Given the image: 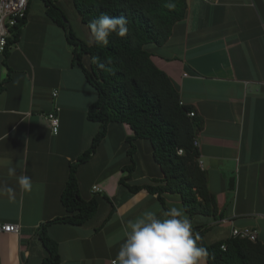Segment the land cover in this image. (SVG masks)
I'll list each match as a JSON object with an SVG mask.
<instances>
[{"label": "crops", "instance_id": "0c3cea01", "mask_svg": "<svg viewBox=\"0 0 264 264\" xmlns=\"http://www.w3.org/2000/svg\"><path fill=\"white\" fill-rule=\"evenodd\" d=\"M63 1L57 0L66 11ZM85 35L79 37L92 43L91 32ZM145 48L182 101L204 118L200 159L223 218L195 214L192 224L211 226L204 235L208 244L245 227L256 229L264 242V0H188L187 15L175 24L167 43ZM83 62L90 64L88 55ZM2 83L0 221L19 223L21 230L1 236L0 262L41 264L48 252L37 228L66 215L61 195L70 163L91 146L100 128L87 116L97 92L73 63V45L42 0H31L20 39L7 55L0 54ZM51 112L59 118L57 133L48 118ZM134 133L127 123H111L97 152L79 166L82 196L99 195L100 206L82 225H49L48 235L59 243L64 264H112L128 221L146 211L163 215L177 207L190 218L179 194H165L166 209L146 188L131 192L120 184L132 161L127 137ZM134 144L136 168L126 182L163 178L149 140ZM10 168L32 178L31 192L21 190Z\"/></svg>", "mask_w": 264, "mask_h": 264}, {"label": "trees", "instance_id": "16d2710c", "mask_svg": "<svg viewBox=\"0 0 264 264\" xmlns=\"http://www.w3.org/2000/svg\"><path fill=\"white\" fill-rule=\"evenodd\" d=\"M42 1L47 15L64 29L73 45V63L82 69L97 92V99L90 105L87 116L100 123V128L91 146L70 163L69 177L61 195L66 215L48 220L37 228V235L48 252L41 264H64L59 243L48 235L49 225L57 222L82 225L99 209V195L90 199L82 196L77 171L97 152L111 123H127L135 132L127 137L128 155L132 161L124 167L128 174L120 179V184L131 192L146 188L157 194L164 207L165 194H179L191 221L195 214L222 219L216 196L209 189L208 174L199 164V147L194 146L195 138L204 127V118L197 113L190 115L195 111L194 106L182 101L170 76L153 62L151 53L145 48L148 43H167L175 24L187 15L188 0H72L87 26L92 18L104 13L127 19L128 34L125 37L113 34L107 45L98 44L94 39L92 43L81 39L57 0ZM27 16L12 29L6 55L20 39ZM86 55L90 58L88 66L83 62ZM94 57L104 64L103 69L92 62ZM136 139L149 140L163 178L149 184L126 182L136 168ZM179 149L184 152L180 154ZM210 228V225H193L194 233L200 237L198 244L207 251L208 264H264V242L230 237L208 244L204 235Z\"/></svg>", "mask_w": 264, "mask_h": 264}, {"label": "clouds", "instance_id": "9594fccd", "mask_svg": "<svg viewBox=\"0 0 264 264\" xmlns=\"http://www.w3.org/2000/svg\"><path fill=\"white\" fill-rule=\"evenodd\" d=\"M88 28L94 41L104 45L113 34L125 37L129 32L124 16L107 13L92 18ZM92 62L100 69L105 67L98 57H94ZM9 175L17 177L21 190L32 191L33 181L29 175L17 176L15 168L9 169ZM6 190L13 191L11 188ZM199 239V235L194 233L192 221L182 209L172 207L163 215L146 211L128 221L113 264H203L207 251L198 244Z\"/></svg>", "mask_w": 264, "mask_h": 264}, {"label": "built area", "instance_id": "2783aa9c", "mask_svg": "<svg viewBox=\"0 0 264 264\" xmlns=\"http://www.w3.org/2000/svg\"><path fill=\"white\" fill-rule=\"evenodd\" d=\"M28 9L29 0H0V54L5 52L8 45V38L12 35V29L21 19L26 18ZM195 114V111L190 112L191 116H194ZM48 118L53 132L57 133L59 129V118L54 112L49 113ZM194 146L199 147L198 137L194 140ZM183 152V149H179L180 154ZM199 164L203 168V162L200 158ZM94 189L98 190L97 187H94ZM20 230L21 226L19 223L0 221V240L1 236L5 233H19ZM232 237H240L251 241H257L258 231L249 227L234 228L232 231ZM223 248H225L224 245Z\"/></svg>", "mask_w": 264, "mask_h": 264}, {"label": "rangeland", "instance_id": "374dc122", "mask_svg": "<svg viewBox=\"0 0 264 264\" xmlns=\"http://www.w3.org/2000/svg\"><path fill=\"white\" fill-rule=\"evenodd\" d=\"M69 1V2H67ZM67 1H63V5H64V8H65V12H66V15L69 19V22L70 24L72 25L73 24V29H75L74 31L77 32V35L78 36H81L83 38H86L85 36V32H88L90 33L89 31V28L88 26L83 23L80 19V14L79 12L76 10V8L74 7L73 3H72V0H67ZM72 7L74 8V10H72ZM82 27H84V30L82 29ZM84 40V39H83ZM86 40V39H85ZM84 40V41H85Z\"/></svg>", "mask_w": 264, "mask_h": 264}]
</instances>
